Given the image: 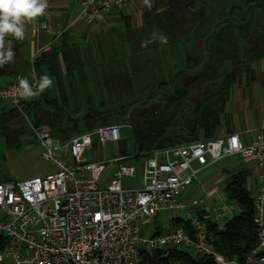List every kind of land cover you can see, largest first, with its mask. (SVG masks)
Instances as JSON below:
<instances>
[{
	"label": "built area",
	"instance_id": "built-area-1",
	"mask_svg": "<svg viewBox=\"0 0 264 264\" xmlns=\"http://www.w3.org/2000/svg\"><path fill=\"white\" fill-rule=\"evenodd\" d=\"M128 0H81L80 18L91 26ZM50 30L43 22L32 30ZM0 86V102L23 111L37 96L24 99L16 92L18 78ZM35 75L30 83L38 81ZM39 158L53 166L51 172L26 179L0 182V264H143L144 244L155 248L175 246L213 256L216 264H264V171L254 197V223L258 239L243 261L231 260L208 244L206 221L198 215L200 200L183 195L204 168L232 156L255 158L264 168V130L246 145L237 133L159 148L136 164L119 156L118 168L106 184L101 180L109 161H92L86 153L99 143L119 142L123 125L113 122L69 138L36 130ZM198 164L194 168L193 164ZM141 173L138 188H125L124 177ZM161 211L172 219L185 214L191 228L178 226L153 238L141 236L142 226ZM234 214V205L219 209L214 221ZM1 241L5 244L1 246Z\"/></svg>",
	"mask_w": 264,
	"mask_h": 264
},
{
	"label": "trees",
	"instance_id": "trees-1",
	"mask_svg": "<svg viewBox=\"0 0 264 264\" xmlns=\"http://www.w3.org/2000/svg\"><path fill=\"white\" fill-rule=\"evenodd\" d=\"M168 2L176 6L182 4L179 8L192 16L191 19L182 17L176 19L177 14L172 12L166 18L168 20L167 30L163 29L164 22L158 25L161 31L159 33L168 37V43L165 45L169 46V49L173 51V57L177 58L174 62L175 71L171 84L178 79L179 75L196 74V78L189 85L193 86L195 81L202 80L206 84V91L202 99L195 104L190 115L189 113L179 115L178 112L180 107L178 105H181V101L189 99L190 91L186 87L178 88L175 91H172V87H169L165 92H159L157 89H151L148 86L142 95L132 100L131 105L144 101L143 98L150 101L157 93L165 95L163 106L155 105L152 110L146 108L143 112L137 114L138 121L134 122L133 125V136L136 144L135 156L127 153V145L126 147L122 144L119 145L121 156L127 157L125 160L133 159L136 163H139L142 157L149 156L155 149L215 138L222 133L224 127L230 130L226 109L231 98L232 89L244 77L254 79L255 74L252 65L264 58V0H242L240 3H233L229 11L226 0H223L221 2L224 3L219 2L218 4L221 6V10L217 13H215V7L206 10L205 0H169ZM195 6L198 8L196 9ZM196 22L199 23V26L196 25L193 32L198 34L199 29L202 31L197 36L202 41V45L198 49L187 48V43L193 41L194 37L189 35L187 38L185 36L176 38V33L184 25L188 26ZM170 38L171 41H169ZM181 45H184V51L179 53L177 48ZM74 46V44L63 42L59 46L43 52L36 58L34 63L24 62V69H34L36 76L38 71H43L44 74H48L50 77L64 76V73L72 76L79 69L80 63L74 53ZM161 48L162 46H158L157 50ZM145 51V48L139 50L142 53ZM148 51H152L151 48ZM146 62L147 65L151 64L150 60ZM181 62H184L181 64L182 66L179 65ZM62 63L66 65L65 71L61 69ZM12 64L10 63L8 66ZM4 68H0V73H5ZM141 69L135 72L143 73V78L150 79L149 67L146 69L142 67ZM150 84L157 85L158 88L171 85L166 79L150 82ZM144 94H147V97L142 98ZM66 97L67 95L64 93L63 99L66 100ZM38 103L41 102L32 100L27 102L25 107L31 109ZM102 105V108H93L84 117L88 120L86 125L89 130L97 128L95 124L99 121L102 125L119 122L120 116H125L127 113V111L117 108L119 105L108 107L104 103ZM171 105H175L176 109L174 108L173 111L169 112ZM5 111L7 112L0 119V136L5 137L7 146L11 149L20 146L21 142V133L12 129L10 122L15 112L18 113L19 111L15 108ZM39 112L35 113L36 125L50 122L51 115L48 114V111L42 115ZM60 122L56 121L52 124L56 125L57 130H69L64 127L61 128ZM225 173L227 175L225 193L230 200L238 202L242 208L241 212L227 217L223 226L218 222L207 220L202 211L197 215L206 221L209 246L228 259L243 261L258 239L257 227L254 223V197L247 186L249 172L247 169L242 168L225 169ZM1 181L7 180L0 179ZM172 225L174 227L191 228L193 223L183 216H178L172 219ZM160 233V230H156V234ZM3 244H5V241H1V246ZM142 253L144 257L143 264H149L144 249ZM157 264L216 263L211 255L172 246L166 249V253L158 259Z\"/></svg>",
	"mask_w": 264,
	"mask_h": 264
},
{
	"label": "rangeland",
	"instance_id": "rangeland-1",
	"mask_svg": "<svg viewBox=\"0 0 264 264\" xmlns=\"http://www.w3.org/2000/svg\"><path fill=\"white\" fill-rule=\"evenodd\" d=\"M214 1H218L215 6V13H217L221 10V6L218 4L219 2L224 3L221 2L223 0H205L207 5V7L205 5V8L208 11ZM241 1L226 0L228 11L233 3H240ZM197 5L200 7L199 4ZM181 6L182 4L176 6L168 2L163 7L152 11L148 17L146 27L141 31H129L123 34L114 33L113 35L105 34L79 40L77 44H74V53L78 58V62H80L79 69L72 76L64 73V76L51 77L53 80L52 87L38 94L37 99L42 100V102L31 109H26L25 107L23 111L15 112V115L10 119L12 128L21 127L26 129L16 130V132L21 133L20 146L10 149L7 146L5 137L0 136V178L12 175L11 169L15 171L16 177L19 179L30 178L36 175L37 171L45 172L48 169V164L40 161L41 146L35 134L36 130L47 129L55 137L61 139L71 135H78L81 132L91 131L86 125L88 120L84 117L93 108H102L104 103L107 107L119 105L116 107L127 111L125 116H120L121 118H119V123L123 125V140L118 143L108 142L103 146L99 143L98 136H94L96 144L92 151L86 153V158L92 161H109L101 180L103 185L106 184L120 164L114 161L115 158L122 155L120 144L124 147L127 145V153L135 156L136 144L133 136V125L134 122L138 121L137 114L143 112L146 108L152 110L155 105L163 106L165 103V95L157 93L150 101L147 98H143L147 97V94H144L142 96L144 101L131 105L132 100L142 95L148 86L151 89H157L159 92H165L169 87H172V91L186 87L190 91L189 99L181 101V105H178L180 106L178 112L180 113L179 115L182 113H189L190 115L195 104L202 99L206 91V84L201 80L195 81L193 86L189 85L197 76L189 73L179 75L178 79L171 84L175 71L174 62L177 60L176 57H173V51L169 49V46L162 45L159 41L150 43L146 47L142 46L143 42L150 38L153 30L161 32L158 28L161 22H164L163 29L167 30L168 20L166 18L169 13L174 12L177 14L176 19L181 17L192 18L191 14L185 13V10L180 9ZM198 7L195 6L196 9ZM198 24L196 22L188 26L184 25L176 33V38L181 36L187 38L189 35L194 37L193 41L187 43V48L198 49L202 45V41L197 38L202 31L199 29L198 34L193 32ZM171 40L170 38L169 41ZM158 46H162V48L157 50ZM183 46H179L177 52H183ZM142 48L146 50L143 53L139 52ZM149 48L152 51H148ZM147 60H150L151 64L147 65ZM183 63L181 62L179 65L182 66L181 64ZM142 67H145V69L149 67L150 79L143 78V73L135 72L138 69L142 70ZM61 69L65 71L66 65L62 63ZM44 73L43 71H38L37 76L40 77ZM161 79H166L171 85L161 88H158L157 85H149L150 82H157ZM8 81L11 80L8 78ZM64 93L67 95L66 100L63 99ZM174 108L175 105H171L169 112L173 111ZM38 111H40L39 114L41 115L48 111V114L51 115L50 122L36 125L35 113ZM56 121H61V128L64 127L69 130H57L56 125L52 124ZM95 125L99 127L102 124L99 121ZM223 130H227L226 127ZM144 158L142 157L141 161ZM243 161L242 158L240 160V158L232 156L202 169L197 174L193 185L183 195V198L187 201L197 198L201 201L198 209L206 210L211 215H214L215 210L224 208L225 205H234V213L241 212L242 208L238 202L230 200L225 193V180L227 177L225 169H238ZM225 162L228 163L225 165ZM123 163L136 164L133 159L125 160ZM193 167L198 168L199 166L194 163ZM140 182V172L136 177L123 178V186L125 188H138ZM247 186L254 195L255 191L252 188L250 179L247 181ZM223 200L227 202L224 204ZM181 216L185 217V214L182 213ZM171 223L172 216L170 212L161 211L156 218L142 226L141 236L151 239L156 230H160L163 233L167 229V225Z\"/></svg>",
	"mask_w": 264,
	"mask_h": 264
},
{
	"label": "crops",
	"instance_id": "crops-1",
	"mask_svg": "<svg viewBox=\"0 0 264 264\" xmlns=\"http://www.w3.org/2000/svg\"><path fill=\"white\" fill-rule=\"evenodd\" d=\"M80 1L49 0V8L46 14L38 18L36 23L26 25V37L23 41L8 38L12 39L15 57L13 66H8L9 64L5 65V73H0V86L16 80L18 75L28 79L34 77V69H24V62L34 63L36 58L43 52L59 46L63 42L77 44L79 40L90 39L100 35L123 34L129 31L143 30L150 13L157 8L163 7L169 0H150V8L143 3V0H128V3L124 7L104 14L96 24L91 26L85 25L80 18ZM211 5V7H215L217 1H214ZM43 22L48 23L50 30H42L38 34L32 33V30ZM252 68L255 78L244 77L232 89L231 98L226 109V117L229 120L230 130H222L223 134L221 135L237 133L246 145L253 141L257 131L264 130V58L254 62ZM8 78L11 81H8ZM35 100L38 101L37 98ZM39 101L42 102V100ZM11 108L10 102H0V119L7 112L5 110ZM12 129L26 130L21 127ZM236 157L240 158V160L242 158L240 156ZM242 159L244 161L238 169L243 168L248 170V180L250 179L252 188L256 191L260 183V174L264 171V168L258 166V160L255 158ZM40 161L48 164V169L45 172L43 171L44 173L53 170V166L50 163ZM227 163L225 162L224 164L226 165ZM43 172L37 171L35 174H44ZM11 174L3 177L2 180L19 179L16 177L13 169H11ZM225 202L227 201L223 200L224 204ZM218 210H215L214 215L209 214L206 210L201 211L207 220L214 221V216ZM226 218L218 221V223L223 226ZM169 228H174L172 223L167 225L166 230Z\"/></svg>",
	"mask_w": 264,
	"mask_h": 264
},
{
	"label": "clouds",
	"instance_id": "clouds-1",
	"mask_svg": "<svg viewBox=\"0 0 264 264\" xmlns=\"http://www.w3.org/2000/svg\"><path fill=\"white\" fill-rule=\"evenodd\" d=\"M149 8L150 0H143ZM49 8V0H0V68L14 63L15 52L12 39L23 41L26 37V25L34 24L38 18L44 16ZM12 39H8V38ZM159 41L168 43V37L153 30L148 40L142 46ZM53 80L48 74L39 77L35 83H30L28 78H18L16 92L18 97L28 99L50 89Z\"/></svg>",
	"mask_w": 264,
	"mask_h": 264
},
{
	"label": "water",
	"instance_id": "water-1",
	"mask_svg": "<svg viewBox=\"0 0 264 264\" xmlns=\"http://www.w3.org/2000/svg\"><path fill=\"white\" fill-rule=\"evenodd\" d=\"M144 251L148 257L149 264H157L158 259L166 253V249L155 248L149 241L144 244Z\"/></svg>",
	"mask_w": 264,
	"mask_h": 264
}]
</instances>
